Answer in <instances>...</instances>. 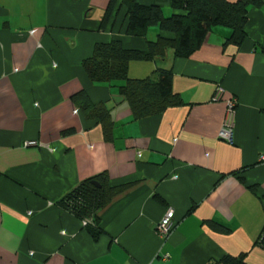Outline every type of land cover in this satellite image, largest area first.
Wrapping results in <instances>:
<instances>
[{
    "label": "crops",
    "instance_id": "0c3cea01",
    "mask_svg": "<svg viewBox=\"0 0 264 264\" xmlns=\"http://www.w3.org/2000/svg\"><path fill=\"white\" fill-rule=\"evenodd\" d=\"M125 1L0 0V264H264V0L249 5L238 44L215 25L187 58L170 48L130 61V78L170 69L182 101L143 119L82 67L98 42L145 50L173 37L157 25L128 35ZM135 1L177 12L170 0ZM81 92L105 106L106 122L84 115ZM230 99L228 141L219 131ZM99 174L125 188L98 211L94 238L58 203ZM169 207L175 227L162 241L155 227Z\"/></svg>",
    "mask_w": 264,
    "mask_h": 264
},
{
    "label": "trees",
    "instance_id": "16d2710c",
    "mask_svg": "<svg viewBox=\"0 0 264 264\" xmlns=\"http://www.w3.org/2000/svg\"><path fill=\"white\" fill-rule=\"evenodd\" d=\"M125 2L128 35L143 37L148 27L157 25L162 33L173 37L159 34L155 40L147 41L145 50L124 48L118 39L98 42L91 57L82 61V67L92 82L116 84L120 94L127 100L133 117L143 119L160 114L168 107L178 106L182 101L173 92L170 69L157 67L149 76L130 78L127 73L129 62L162 59L170 48L174 49L176 56L187 58L215 25L229 27L232 30L229 40L238 44L244 37L248 7L260 3V0H170L177 12L169 16H165L156 5H143L135 0ZM110 12L111 8L103 17L101 27H105ZM73 98L87 118L107 121L108 111L103 104H92L84 92L75 94ZM123 188V185L111 186L105 175L99 174L76 185L58 204L81 220L90 219V223L84 227L96 238L101 232L98 228V211ZM215 227L222 231L228 230L221 225ZM243 257L226 255L215 264H245Z\"/></svg>",
    "mask_w": 264,
    "mask_h": 264
},
{
    "label": "built area",
    "instance_id": "2783aa9c",
    "mask_svg": "<svg viewBox=\"0 0 264 264\" xmlns=\"http://www.w3.org/2000/svg\"><path fill=\"white\" fill-rule=\"evenodd\" d=\"M221 93H222V89L221 87H218L213 95V99L214 100L219 99ZM235 112H236V101L235 99H230L226 102L225 116L221 129L219 131V137L221 139L228 141L232 139ZM29 144H32V142H30ZM82 222L83 225L85 226L90 223V219H83ZM174 227H175L174 210L171 207H169L166 209L161 220L156 224L155 232L162 241H165L172 232ZM257 242L260 246L264 247V229L262 230L260 236L258 237Z\"/></svg>",
    "mask_w": 264,
    "mask_h": 264
},
{
    "label": "rangeland",
    "instance_id": "374dc122",
    "mask_svg": "<svg viewBox=\"0 0 264 264\" xmlns=\"http://www.w3.org/2000/svg\"><path fill=\"white\" fill-rule=\"evenodd\" d=\"M170 15V14H169Z\"/></svg>",
    "mask_w": 264,
    "mask_h": 264
},
{
    "label": "water",
    "instance_id": "95a60500",
    "mask_svg": "<svg viewBox=\"0 0 264 264\" xmlns=\"http://www.w3.org/2000/svg\"><path fill=\"white\" fill-rule=\"evenodd\" d=\"M96 184V183H95Z\"/></svg>",
    "mask_w": 264,
    "mask_h": 264
}]
</instances>
